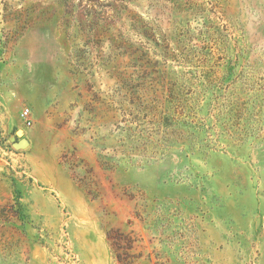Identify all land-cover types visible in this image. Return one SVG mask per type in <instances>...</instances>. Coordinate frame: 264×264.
Returning <instances> with one entry per match:
<instances>
[{
    "label": "rangeland",
    "instance_id": "rangeland-1",
    "mask_svg": "<svg viewBox=\"0 0 264 264\" xmlns=\"http://www.w3.org/2000/svg\"><path fill=\"white\" fill-rule=\"evenodd\" d=\"M0 264H264V0H0Z\"/></svg>",
    "mask_w": 264,
    "mask_h": 264
},
{
    "label": "water",
    "instance_id": "water-1",
    "mask_svg": "<svg viewBox=\"0 0 264 264\" xmlns=\"http://www.w3.org/2000/svg\"><path fill=\"white\" fill-rule=\"evenodd\" d=\"M23 130H18V135H23ZM29 144V141L27 139H22L14 144L16 148H24Z\"/></svg>",
    "mask_w": 264,
    "mask_h": 264
},
{
    "label": "built area",
    "instance_id": "built-area-1",
    "mask_svg": "<svg viewBox=\"0 0 264 264\" xmlns=\"http://www.w3.org/2000/svg\"><path fill=\"white\" fill-rule=\"evenodd\" d=\"M30 109H26L23 111L22 116L27 120L28 124H31V120L29 119Z\"/></svg>",
    "mask_w": 264,
    "mask_h": 264
}]
</instances>
